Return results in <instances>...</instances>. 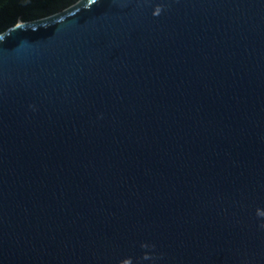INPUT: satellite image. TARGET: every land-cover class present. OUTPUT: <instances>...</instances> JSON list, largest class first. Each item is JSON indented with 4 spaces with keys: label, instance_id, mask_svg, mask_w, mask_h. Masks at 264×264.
I'll list each match as a JSON object with an SVG mask.
<instances>
[{
    "label": "water",
    "instance_id": "water-1",
    "mask_svg": "<svg viewBox=\"0 0 264 264\" xmlns=\"http://www.w3.org/2000/svg\"><path fill=\"white\" fill-rule=\"evenodd\" d=\"M0 264H264V0L2 32Z\"/></svg>",
    "mask_w": 264,
    "mask_h": 264
},
{
    "label": "trees",
    "instance_id": "trees-1",
    "mask_svg": "<svg viewBox=\"0 0 264 264\" xmlns=\"http://www.w3.org/2000/svg\"><path fill=\"white\" fill-rule=\"evenodd\" d=\"M77 0H0V34L18 20L30 21L60 11Z\"/></svg>",
    "mask_w": 264,
    "mask_h": 264
},
{
    "label": "rangeland",
    "instance_id": "rangeland-1",
    "mask_svg": "<svg viewBox=\"0 0 264 264\" xmlns=\"http://www.w3.org/2000/svg\"><path fill=\"white\" fill-rule=\"evenodd\" d=\"M64 9V8H63ZM62 10V9H61Z\"/></svg>",
    "mask_w": 264,
    "mask_h": 264
}]
</instances>
